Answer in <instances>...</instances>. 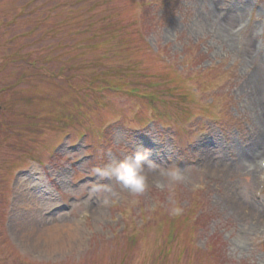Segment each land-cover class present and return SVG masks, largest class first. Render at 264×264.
Instances as JSON below:
<instances>
[{"label": "rangeland", "instance_id": "374dc122", "mask_svg": "<svg viewBox=\"0 0 264 264\" xmlns=\"http://www.w3.org/2000/svg\"><path fill=\"white\" fill-rule=\"evenodd\" d=\"M60 1L40 0L22 16L28 0H0V90L14 79L19 65L4 62L14 54L141 32L140 50L113 65L134 80L133 72L145 73L143 82L169 65L195 102L160 89L171 114L161 126L142 122L150 112L133 96L83 90L91 109L101 104L93 129L104 128V141L80 138L63 122L43 133L26 126L19 138L0 142V264H264V194L255 196L264 175L242 163L264 154V0H70L65 11L55 8ZM66 18L73 35L62 29ZM84 47L71 54L85 57ZM67 50H60L65 57ZM88 72L71 74L80 81ZM137 151L156 166L147 169L142 192L97 173ZM171 167L186 173L183 183L169 184ZM170 218L178 221L167 229Z\"/></svg>", "mask_w": 264, "mask_h": 264}, {"label": "clouds", "instance_id": "9594fccd", "mask_svg": "<svg viewBox=\"0 0 264 264\" xmlns=\"http://www.w3.org/2000/svg\"><path fill=\"white\" fill-rule=\"evenodd\" d=\"M242 163L249 172L264 175V154H257L255 159ZM146 164L147 167H145ZM150 166L153 168L156 167L148 161L147 152L137 151L134 155L126 157L123 160L113 161L106 169H96V171L99 175L114 178L123 187L135 193H140L145 188L147 179L146 171ZM167 176L169 184L183 183L186 179V173L176 167L169 168ZM173 213L178 215L180 209H173Z\"/></svg>", "mask_w": 264, "mask_h": 264}, {"label": "trees", "instance_id": "16d2710c", "mask_svg": "<svg viewBox=\"0 0 264 264\" xmlns=\"http://www.w3.org/2000/svg\"><path fill=\"white\" fill-rule=\"evenodd\" d=\"M63 85V90L68 94H70V97L68 99H73L75 97V91L73 90L72 86L69 83H65ZM67 105L68 102H59V98L57 97H45L39 108V113L41 114V119L39 120L42 125H48L53 126L56 128L57 125L63 123V122H77L78 117H80V113H76L74 115H71L67 113Z\"/></svg>", "mask_w": 264, "mask_h": 264}, {"label": "bare ground", "instance_id": "6f19581e", "mask_svg": "<svg viewBox=\"0 0 264 264\" xmlns=\"http://www.w3.org/2000/svg\"><path fill=\"white\" fill-rule=\"evenodd\" d=\"M259 69V71H263L262 69H260V68H258ZM54 244V243H53ZM51 248L53 247V246H50Z\"/></svg>", "mask_w": 264, "mask_h": 264}]
</instances>
